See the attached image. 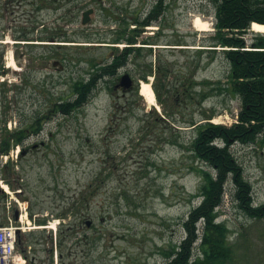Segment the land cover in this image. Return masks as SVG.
Segmentation results:
<instances>
[{
  "label": "rangeland",
  "instance_id": "obj_1",
  "mask_svg": "<svg viewBox=\"0 0 264 264\" xmlns=\"http://www.w3.org/2000/svg\"><path fill=\"white\" fill-rule=\"evenodd\" d=\"M18 1L13 17L20 35L0 36L7 70L0 75V144L7 130L48 117L23 147L0 156V225L12 223L21 234L33 233L23 235L32 245L26 254L36 260L31 264H166L163 249L184 237L181 221L202 199L193 193L201 184L197 168L205 164L190 148L196 129L189 122L211 116L214 123L230 125L240 110V100L226 87L230 66L223 48L197 52L208 48L215 34L214 4L166 0L163 15L140 27L131 21L144 19L155 0ZM89 8L94 11L84 24ZM197 17L207 23L206 30L194 25ZM134 29L140 30L134 48H153L151 57L145 50L144 58L100 79L92 98L72 114L54 112L55 103L72 96L75 81L87 78L93 64L109 61L111 48L127 47L115 37ZM49 35L56 41L43 38ZM259 35L249 29L247 46ZM179 41L185 45H174ZM159 55L170 69L158 87L166 109L178 112L164 123L151 111L163 115L156 93L151 104L141 93L142 82L140 96L132 91L137 81L131 89L117 87L123 74L133 77L134 65H155ZM180 78L189 84L184 94L174 89ZM153 80L150 76L148 82ZM202 90L205 98L198 94ZM233 150L253 185L255 203H262L264 136L236 143ZM223 203L218 220L230 228L231 264H264V218L243 214L229 193ZM65 213L64 221L57 217ZM70 222L82 240L64 247L63 256L54 245L52 259L46 252L50 236L58 242Z\"/></svg>",
  "mask_w": 264,
  "mask_h": 264
},
{
  "label": "trees",
  "instance_id": "obj_2",
  "mask_svg": "<svg viewBox=\"0 0 264 264\" xmlns=\"http://www.w3.org/2000/svg\"><path fill=\"white\" fill-rule=\"evenodd\" d=\"M215 6V34L208 48H198V53L205 51L216 53L219 48L225 55L230 69L226 87L230 93L240 100V110L234 123L222 124L211 121L212 117H205L204 122L198 123L191 120V126L195 125L196 132L191 138L190 148L193 154L199 158L205 167L198 166L201 176V184L193 196L201 197V202L193 207L188 215L182 219L181 225L185 231L184 237L176 241L169 248L163 249L166 256V264H231L234 256V247L230 242V228L225 221H219L220 207L223 205L225 195L230 194L231 200L237 205L243 214L254 219L264 218V201L256 204L253 194V185L245 176L243 165L234 153L233 146L236 143H255L259 137L264 136V34L259 35L247 46L244 34L250 29L252 22L264 23V0H208ZM166 0H155V4L144 19L132 20L136 26L146 27L153 21H157L166 8ZM128 22V21H127ZM128 25L130 24L127 23ZM140 30H132V34L126 35L123 30L115 37V43L127 42L126 48H111L109 61L92 65V72L87 78L75 81L72 96L59 100L54 105V112L70 115L82 108L94 95L100 79L115 75L134 59L144 58V51L152 55L153 48H134ZM46 38V37H43ZM47 38L55 39L53 35ZM144 45L150 43V39L144 40ZM174 45H185L182 41ZM204 46V45H203ZM189 49V48H181ZM4 50L0 52V75L7 72L4 65ZM170 69L168 61L158 56L154 65L152 62L138 63L131 69L137 85L133 88L134 95H139V82L149 81L153 76V90L158 101L163 107V115L157 113L160 123L167 118L178 116L177 111L172 114L166 109L163 92L158 87V82L167 78ZM190 78H193L190 76ZM179 83V84H178ZM180 78L175 83L174 89L178 94L189 86ZM178 85V86H177ZM186 86V87H185ZM173 87V86H172ZM182 87V88H181ZM205 90L200 93L203 98ZM37 117L34 122L20 125L18 129L8 131L0 144V156L9 155L17 145L24 146V141L30 134H38L43 128L42 118ZM7 124H5L6 126ZM10 183V182H9ZM69 215L57 214L64 221ZM44 224V223H43ZM66 229H61L58 242L50 236L51 248L46 249L48 256L53 259L54 248L57 243L60 246V256L64 254V247L71 242L78 243L81 238L77 236L75 224L68 223ZM33 235V233H28ZM19 232L17 246L23 255L27 254L30 241L25 242ZM29 236V235H28ZM82 237V236H81ZM82 240V239H81ZM55 242V243H54ZM29 257L28 255H26Z\"/></svg>",
  "mask_w": 264,
  "mask_h": 264
},
{
  "label": "built area",
  "instance_id": "obj_3",
  "mask_svg": "<svg viewBox=\"0 0 264 264\" xmlns=\"http://www.w3.org/2000/svg\"><path fill=\"white\" fill-rule=\"evenodd\" d=\"M16 229L12 224L0 225V264H16L19 257L28 258L16 246Z\"/></svg>",
  "mask_w": 264,
  "mask_h": 264
},
{
  "label": "flooded vegetation",
  "instance_id": "obj_4",
  "mask_svg": "<svg viewBox=\"0 0 264 264\" xmlns=\"http://www.w3.org/2000/svg\"><path fill=\"white\" fill-rule=\"evenodd\" d=\"M18 0H0V36L9 34L13 36L20 35L18 31L17 17H13V14L17 12L15 10V4H18ZM10 15V17H8ZM25 34V33H24ZM24 34L21 35L25 38ZM46 39L48 36H44Z\"/></svg>",
  "mask_w": 264,
  "mask_h": 264
},
{
  "label": "bare ground",
  "instance_id": "obj_5",
  "mask_svg": "<svg viewBox=\"0 0 264 264\" xmlns=\"http://www.w3.org/2000/svg\"><path fill=\"white\" fill-rule=\"evenodd\" d=\"M194 25L197 27L198 30H206L207 28V23L201 20L200 17H197L195 19ZM251 29L254 30V32H264V24L254 22ZM10 63H11L10 64L11 66L15 65V61L13 60H11ZM152 89L153 87L151 83L142 82V85H141L142 95L146 98L148 102H150L151 104H154L155 103V92ZM3 187L7 188L6 186H3ZM24 256L27 257L26 255ZM33 261H36V260H33L32 257H29L28 260L26 261L25 258L21 256L19 257L18 262L16 264H31V262Z\"/></svg>",
  "mask_w": 264,
  "mask_h": 264
},
{
  "label": "water",
  "instance_id": "obj_6",
  "mask_svg": "<svg viewBox=\"0 0 264 264\" xmlns=\"http://www.w3.org/2000/svg\"><path fill=\"white\" fill-rule=\"evenodd\" d=\"M93 11V8H89L88 10L83 12L82 22L84 24L90 21V15L93 13ZM133 83V78L130 76L129 73H126L121 77L120 83L117 85V87L122 86L124 89H130L133 86ZM90 224V221H88L87 225L90 226Z\"/></svg>",
  "mask_w": 264,
  "mask_h": 264
}]
</instances>
